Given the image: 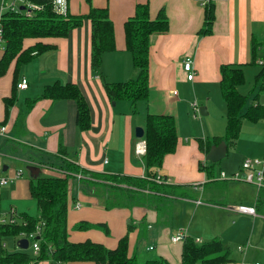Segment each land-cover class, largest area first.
I'll list each match as a JSON object with an SVG mask.
<instances>
[{"label": "crops", "instance_id": "obj_1", "mask_svg": "<svg viewBox=\"0 0 264 264\" xmlns=\"http://www.w3.org/2000/svg\"><path fill=\"white\" fill-rule=\"evenodd\" d=\"M147 1L92 0L95 7L109 9L115 25L117 44L115 51L103 55L102 67L98 75L91 70L92 27L88 20L81 27L72 30L66 39L58 41L57 49L47 51L22 66L17 85L26 79L28 88L22 91L16 90V101L9 109L8 120L5 122L9 130L7 138L15 139L30 148L53 156L58 155L63 145L66 154L61 156V160L74 163L92 173L144 178L146 176L144 160L136 153L137 144L141 140L136 136V129L142 127L145 130V120L150 113V106L142 108L140 104L145 101L135 105L128 101L113 102L107 96L104 84L126 82L137 78L138 71L133 65L131 54L126 49L124 24L134 14L136 5ZM212 1L215 5L213 32L204 36L199 34L205 21V6L201 0H150L152 17L155 18L159 9L164 7L170 21V30L166 35L153 37L150 91L151 109L154 111L151 114L172 115L179 120L177 150L165 158L159 177L163 176L167 185L182 186L181 189L186 192L185 197L168 196L182 205L176 207L173 214L170 211L162 213L156 205L116 207L108 210L101 202V193L99 198L91 185L83 184L76 179L77 186L73 184L70 188L68 212L71 242L81 243L91 240L108 249H115L119 241L127 235L128 225L132 220L135 229L129 233L130 255H137L138 247L141 249L146 247L144 241L146 236H149L153 243L147 247V250L153 247L154 250H158V255L170 264L175 263L174 257L177 259V264H181L182 244L181 250L175 249L176 244L171 242V237L176 227L185 226L182 223L183 206L194 207L193 215L199 208L211 212L226 209L227 205H223L227 202V183L217 180L215 174L209 178L199 169L200 165L209 164L206 154L199 149L198 140L220 137L225 133V130L223 132L218 128L219 126L222 129V126L226 125L227 114L226 104L220 97V66L251 64V39L264 37V0ZM68 6L69 12L73 15L87 14L90 9V5L85 0H69ZM262 49L263 53V46ZM2 54L3 52H0V57ZM188 57L193 60L195 72L193 81L187 80V74L183 70V61ZM13 82V69L0 78V125L7 118L4 99L11 95ZM56 82L76 83L79 86L89 104L92 121L90 130L81 132L78 129L77 105L73 100L56 102L40 100L29 112L25 111L28 101L37 98L46 86ZM178 84H181V90H178ZM198 98L205 101L204 106L201 107L205 108L206 115H210L216 110L215 107H219L223 124L217 125L214 130H209L206 126L202 131V137L191 142L182 138L184 133L182 125L186 128L184 109L193 103L199 104ZM124 102H128L127 105H121ZM245 124L243 122L241 132ZM52 165L49 164L51 168L40 167L41 174L58 175L56 172L58 166ZM88 179L93 181L92 178ZM157 182L162 183L161 180ZM100 183L104 184L103 181ZM259 192L260 189L256 192L254 204H250L249 207L256 209ZM200 194L204 197L202 200L197 199ZM10 195L14 202L31 197L29 187L25 186L22 188L16 186ZM199 201L201 203H198ZM76 204L80 205L79 209L75 208ZM11 207L19 213H24L13 204ZM229 208L232 212L264 218V214L257 211L252 215L235 211L232 206ZM0 211L7 212L3 210L1 202ZM81 223H103L107 225L108 233L95 228L79 230L77 226ZM214 233L210 232L208 235ZM216 237L221 239L220 236L214 238ZM15 247L13 250H16ZM39 264L60 263L46 260Z\"/></svg>", "mask_w": 264, "mask_h": 264}, {"label": "trees", "instance_id": "obj_2", "mask_svg": "<svg viewBox=\"0 0 264 264\" xmlns=\"http://www.w3.org/2000/svg\"><path fill=\"white\" fill-rule=\"evenodd\" d=\"M30 1L42 6L41 10L34 11L32 17H27L23 10L6 11L2 16L1 24L6 46L0 57V78L13 69L14 82L11 95L4 99L7 118L1 125H5L9 109L16 101L17 80L22 66L47 51L57 49L58 41L66 39L72 30L81 27L86 20L91 22L92 27L90 64L95 75L101 70L103 55L117 48L115 25L108 8L95 7L92 0H87L90 5L87 14L73 15L68 9L67 14L63 15L57 13L48 0ZM204 6L205 21L199 34L206 36L213 32L215 5L211 0ZM124 30L126 49L132 56L138 76L126 82L105 83L104 88L111 101H128L135 105L147 101L150 97L153 37L166 35L170 30V21L164 7L159 9L156 17L153 18L151 2L148 0L136 5L134 14L124 24ZM262 46L255 37L251 39V64H258V59L264 58V52H261ZM220 75L221 94L227 108L225 133L212 139H199L198 146L203 154H207L214 144L222 141L228 148L234 146L240 136L244 120L252 123L264 120V104L251 105L247 108V96L239 91V88L246 83L242 65L222 64ZM256 80L262 82L261 89H264V66L256 76ZM40 100L75 101L78 129L81 132L90 130L92 121L89 104L76 83L56 82L46 86L41 95L28 101L25 111L29 112ZM144 140L147 143V152L143 157L146 167L144 178L92 173L68 161L58 165L63 170V175L37 177L32 175L29 181V193L37 202L39 215L32 216L26 212L16 211L15 223L0 225V264H39L46 260L60 264L74 262L139 264L136 254H129V233L135 229L132 220L129 222L127 235L119 241L118 246L115 249H108L91 240L81 243L71 242L68 212L72 178L91 185L95 189V194L99 198L101 196V202L108 210L116 207L153 205L160 208V205L167 203L168 196L185 197L186 192L181 189L182 186L167 185L163 176L159 177L165 158L175 153L178 147L175 116L148 113L145 120ZM65 154L66 148L62 145L58 155ZM30 158L34 164L37 157L30 156ZM209 163L206 166L200 165L199 169L212 178L214 163ZM88 178H92L93 181ZM157 180H161L162 183H158ZM255 210L264 214V188L260 189ZM1 215L0 211V217ZM91 228L108 233V227L103 223H81L77 226L79 230ZM38 230L39 235L35 240L39 242L40 249L37 254L18 248L10 251L4 244L6 239L12 237L17 240L18 245L20 239H29V235L35 234ZM232 262L231 250L224 246L219 237L202 244L196 243L192 238L182 243L181 264H231ZM145 264L170 263L158 255L146 260Z\"/></svg>", "mask_w": 264, "mask_h": 264}, {"label": "rangeland", "instance_id": "obj_3", "mask_svg": "<svg viewBox=\"0 0 264 264\" xmlns=\"http://www.w3.org/2000/svg\"><path fill=\"white\" fill-rule=\"evenodd\" d=\"M87 4L88 1L85 0ZM2 0H0V3ZM258 41L262 43L264 47V37L259 36ZM245 75L246 83L239 88V91L247 96L246 107L251 105L264 104V89H261L262 82L256 80V76L262 69V66L256 64H244L242 65ZM178 90H181V84L177 86ZM191 93V90L190 92ZM221 101L222 96L220 94ZM150 99L142 102L140 105L142 108L150 106V113L154 111L151 109V91ZM198 106H204L205 101L198 98ZM128 102H124L121 105H127ZM213 113L210 115H202L200 111L195 112L192 107L188 106L184 109V118L186 128L182 138L188 139L191 142L197 141L202 137V131L207 126L209 130H214L219 124H223L221 121V113L219 107H215ZM156 111V110H155ZM177 121H179L177 119ZM245 127L240 134L236 144L230 146L227 155L221 161L214 163V174L217 180H223L227 183V202L225 210H219L218 212H211L202 210L199 208L198 212L193 215L194 207L183 206L182 223L185 226L176 227L177 229L172 233L175 235L181 230H185L187 234L194 240L202 239V243L211 241L215 236H220L224 245L228 246L231 250V264H264V218L262 216H249L246 214H240L230 211L229 206H232L235 211L239 206H248L254 204L256 198V192L258 187L255 184H250L239 180H230L231 177L242 169V166L246 160L254 161L256 159L263 160L264 158V120L258 123H252L248 120H244ZM226 126V125H225ZM225 126L219 130H225ZM217 132V131H216ZM224 134V133H222ZM186 138V139H185ZM24 140V139H23ZM30 156H36L35 163L32 164ZM61 155H47L46 153L37 151L28 147L26 144L15 139H8L7 137L0 135V181L2 179H10L19 171H22V175L13 184L2 186L0 185V202L4 211L8 213L11 210V205H15L19 208V211L28 212L31 215H39L38 205L36 200L28 198L23 201H15L11 198L10 193L14 188L25 186L29 187V181L32 177V172L28 169L29 165H35L38 167L51 168L49 164L56 166L63 165L64 160H61ZM42 161V163H40ZM209 163V162H208ZM210 164V163H209ZM57 173L63 175V170L60 166L56 168ZM227 175V179H220L221 174ZM43 175V174H39ZM77 186L78 182L75 178L70 181L71 187ZM202 200L203 195L197 199ZM177 205V206H176ZM180 203L175 202L174 199H168L167 203L160 205L161 212H174L176 207H180ZM254 206V205H253ZM204 207V206H201ZM178 209V208H177ZM4 213V212H3ZM255 218V219H254ZM258 219L257 225L255 220ZM189 222L191 225H189ZM235 229V230H234ZM255 230V231H254ZM210 232H215L213 235H208ZM172 235V236H173ZM170 240V238H168ZM145 245L142 249L138 247L137 260L139 264H145L146 260L158 256V250H147V247L153 243L149 236H146ZM8 250L12 251L17 245V240L14 238H8L5 240ZM15 244V246L13 245ZM181 244L177 243L175 249L181 250ZM169 247V246H168ZM16 248V247H15ZM32 253V248L27 249ZM178 251V250H177ZM179 256V255H178ZM175 263L177 264V259Z\"/></svg>", "mask_w": 264, "mask_h": 264}, {"label": "built area", "instance_id": "obj_4", "mask_svg": "<svg viewBox=\"0 0 264 264\" xmlns=\"http://www.w3.org/2000/svg\"><path fill=\"white\" fill-rule=\"evenodd\" d=\"M52 3L54 10L57 13L66 15L68 12V0H48ZM203 5L207 4L211 0H201ZM21 7H24V13L27 17H32L34 11L41 10L42 6L30 0H2L0 3V52H4L6 41L4 38L3 28H2V16L6 11H21ZM260 66H264V58L258 59L257 62ZM183 70L187 74V80L193 81L195 79V72L193 70V60L191 58H186L183 61ZM18 90H26L28 88V81L23 79L21 83L17 85ZM192 109L195 112L200 111L197 103L191 104ZM8 127L6 125H0V135L8 137ZM147 152V143L142 138L136 147L137 155L144 157ZM57 172V171H56ZM22 175V171L17 172L10 179H2L0 185H8L9 183H14ZM220 179H227V175L222 173ZM230 180L244 181L250 184H255L259 189L264 188V158L263 160L256 159L254 161L246 160L242 166V169L235 173ZM198 203H201L200 201ZM76 209L80 208L79 204L75 205ZM237 211L247 214L254 215L256 210L254 207L239 206ZM16 209L12 208L8 213H2L0 217V225L2 224H13L15 223ZM39 235V230L35 234L29 235V247L32 248L34 254L39 252L40 246L39 242L35 240V237ZM190 236L185 230H181L171 237V242L173 244L183 243ZM196 243H201V239H195ZM148 250H153V247L148 248Z\"/></svg>", "mask_w": 264, "mask_h": 264}, {"label": "water", "instance_id": "obj_5", "mask_svg": "<svg viewBox=\"0 0 264 264\" xmlns=\"http://www.w3.org/2000/svg\"><path fill=\"white\" fill-rule=\"evenodd\" d=\"M21 10H24V7H21ZM115 105V103H114ZM200 112L202 115H206V111L204 107H201ZM145 130L142 127H138L136 129V136L139 139L144 138ZM228 147L227 144L222 141L219 144H214L210 151L206 154V160L211 163H217L224 159L227 155ZM28 169L32 172L34 177L39 176L41 173L40 167L35 165H29ZM18 248L21 250H27L29 248V240L28 239H20L18 242Z\"/></svg>", "mask_w": 264, "mask_h": 264}]
</instances>
